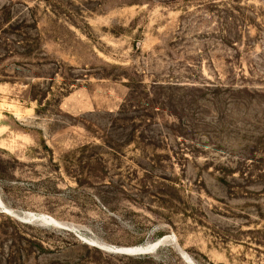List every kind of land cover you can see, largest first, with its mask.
<instances>
[{"label":"rangeland","instance_id":"374dc122","mask_svg":"<svg viewBox=\"0 0 264 264\" xmlns=\"http://www.w3.org/2000/svg\"><path fill=\"white\" fill-rule=\"evenodd\" d=\"M0 264H264V0H0Z\"/></svg>","mask_w":264,"mask_h":264},{"label":"water","instance_id":"95a60500","mask_svg":"<svg viewBox=\"0 0 264 264\" xmlns=\"http://www.w3.org/2000/svg\"><path fill=\"white\" fill-rule=\"evenodd\" d=\"M125 253L127 254H135V255H139V254H144L147 253L149 251L148 247H141V248H135V249H129V250H123Z\"/></svg>","mask_w":264,"mask_h":264},{"label":"bare ground","instance_id":"6f19581e","mask_svg":"<svg viewBox=\"0 0 264 264\" xmlns=\"http://www.w3.org/2000/svg\"><path fill=\"white\" fill-rule=\"evenodd\" d=\"M7 208V207H6ZM43 218V217H42ZM157 244V243H156ZM152 245V244H151ZM150 246V245H149ZM148 246V247H149ZM141 247H145V246H133V247H128V248H123V249H127V250H129V249H135V248H141ZM122 253V252H121ZM131 255H133V254H131ZM188 262V261H187Z\"/></svg>","mask_w":264,"mask_h":264}]
</instances>
